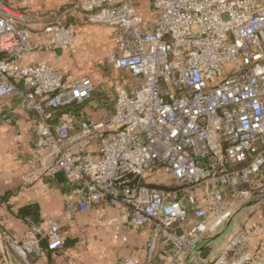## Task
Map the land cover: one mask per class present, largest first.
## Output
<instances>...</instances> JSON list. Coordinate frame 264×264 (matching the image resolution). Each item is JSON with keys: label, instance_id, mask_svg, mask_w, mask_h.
<instances>
[{"label": "built area", "instance_id": "built-area-1", "mask_svg": "<svg viewBox=\"0 0 264 264\" xmlns=\"http://www.w3.org/2000/svg\"><path fill=\"white\" fill-rule=\"evenodd\" d=\"M152 3L154 21L134 0H75L64 12L112 28L107 63L129 76L112 108L91 120L71 110L94 96L89 77L67 81L46 64H22L29 52L70 50L75 27L51 23L46 41L33 42L28 16L0 0V98L21 100L36 119L22 183L62 177L72 197L47 227L4 237L25 264L64 248L60 221L105 203L117 211L108 225L122 243L124 227L149 232V261L162 248L169 264H264V253L241 252L259 227L235 230L212 262L198 250L264 200V0ZM159 168L172 185L145 183Z\"/></svg>", "mask_w": 264, "mask_h": 264}, {"label": "crops", "instance_id": "crops-1", "mask_svg": "<svg viewBox=\"0 0 264 264\" xmlns=\"http://www.w3.org/2000/svg\"><path fill=\"white\" fill-rule=\"evenodd\" d=\"M75 0H8V5L25 13L30 21V37L33 42L46 41L44 27L62 22L75 27V38L70 50L52 52L38 50L24 55L26 66L46 64L62 74L67 81L89 77L96 85L92 99L80 106L82 112H74L80 118L100 120L111 108L115 99V86L119 80L128 85L127 72L114 75L108 63L113 48L112 28L105 25H88L81 17L65 15L64 12ZM128 79V81H127ZM17 87L25 91L22 84ZM62 110L55 116L64 113ZM34 114L28 112L15 97L0 98V264H22L4 237L22 240L32 226L47 227L50 220L61 216L66 204L72 199L70 189L59 177L58 182L41 180L33 186H24L22 176L26 171V158L34 148ZM264 201V200H262ZM240 212L234 220L224 224L217 232L219 239L198 248L201 259L215 260L230 236L241 228L249 233L259 227V233L250 246L241 252L255 255L264 253V202ZM37 206V214L24 218L18 215L20 209ZM37 215V216H35ZM117 217V211L108 203L89 212L76 211L71 220L60 221L59 231L66 245L46 259H30L32 264H120L124 259H137L140 264H169V251L159 249L158 255L149 261V232L132 226L124 227L122 234L127 242L115 237L110 220Z\"/></svg>", "mask_w": 264, "mask_h": 264}, {"label": "rangeland", "instance_id": "rangeland-1", "mask_svg": "<svg viewBox=\"0 0 264 264\" xmlns=\"http://www.w3.org/2000/svg\"><path fill=\"white\" fill-rule=\"evenodd\" d=\"M134 2H135L137 9H139V11L141 12L145 20L154 21L157 19L158 13L157 11H155L153 7L152 0H134ZM123 73H124L123 71H117L114 73V75H119ZM71 110L74 112H79V111L82 112L83 108L74 106V107H71ZM172 182H173L172 178L167 176L163 168L157 169L154 175L146 179L145 181V183L148 185H158V186H170L172 185ZM255 204H257V202ZM255 204H253L252 206H254ZM21 263L25 264L22 260H21Z\"/></svg>", "mask_w": 264, "mask_h": 264}, {"label": "trees", "instance_id": "trees-1", "mask_svg": "<svg viewBox=\"0 0 264 264\" xmlns=\"http://www.w3.org/2000/svg\"><path fill=\"white\" fill-rule=\"evenodd\" d=\"M37 206H28L25 208L20 209L18 215H20V217L24 218L25 216L29 215V214H37ZM37 216V215H35ZM67 242H65L66 245Z\"/></svg>", "mask_w": 264, "mask_h": 264}, {"label": "water", "instance_id": "water-1", "mask_svg": "<svg viewBox=\"0 0 264 264\" xmlns=\"http://www.w3.org/2000/svg\"><path fill=\"white\" fill-rule=\"evenodd\" d=\"M221 236H222V235H220V236H217L216 238H214V239H213V241H212V242L216 241V240H217V239H219Z\"/></svg>", "mask_w": 264, "mask_h": 264}]
</instances>
